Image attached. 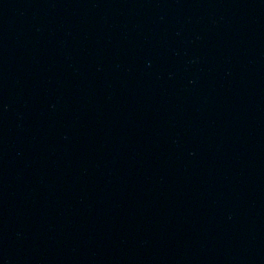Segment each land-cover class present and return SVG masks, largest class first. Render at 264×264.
Instances as JSON below:
<instances>
[{
    "label": "water",
    "instance_id": "1",
    "mask_svg": "<svg viewBox=\"0 0 264 264\" xmlns=\"http://www.w3.org/2000/svg\"><path fill=\"white\" fill-rule=\"evenodd\" d=\"M0 264H264V0H0Z\"/></svg>",
    "mask_w": 264,
    "mask_h": 264
}]
</instances>
